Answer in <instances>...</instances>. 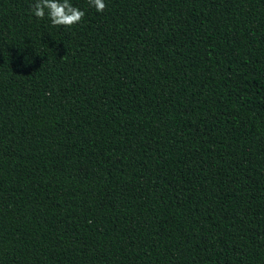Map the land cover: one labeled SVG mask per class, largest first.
Returning <instances> with one entry per match:
<instances>
[{
    "label": "trees",
    "instance_id": "trees-1",
    "mask_svg": "<svg viewBox=\"0 0 264 264\" xmlns=\"http://www.w3.org/2000/svg\"><path fill=\"white\" fill-rule=\"evenodd\" d=\"M0 0V264H264V0Z\"/></svg>",
    "mask_w": 264,
    "mask_h": 264
},
{
    "label": "clouds",
    "instance_id": "clouds-1",
    "mask_svg": "<svg viewBox=\"0 0 264 264\" xmlns=\"http://www.w3.org/2000/svg\"><path fill=\"white\" fill-rule=\"evenodd\" d=\"M88 4L97 12H103L106 4L104 0H88ZM30 12L38 19L47 18L54 27L70 28L81 21L84 12L74 7L70 0H35L30 6Z\"/></svg>",
    "mask_w": 264,
    "mask_h": 264
}]
</instances>
